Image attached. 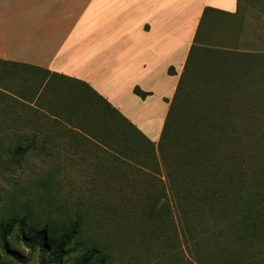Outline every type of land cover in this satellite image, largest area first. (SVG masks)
Returning a JSON list of instances; mask_svg holds the SVG:
<instances>
[{"label":"rangeland","instance_id":"374dc122","mask_svg":"<svg viewBox=\"0 0 264 264\" xmlns=\"http://www.w3.org/2000/svg\"><path fill=\"white\" fill-rule=\"evenodd\" d=\"M210 18V15L203 18L199 38L186 61L191 72L179 90L178 98L182 100L178 104V123H187L191 112L202 116L210 114L212 123L226 122L222 114L231 113L234 116L229 121L244 123V115L250 110L254 112L256 123H264V31L258 30L259 26L249 34L242 33L238 23L227 25L231 29L226 25L222 29L217 23L208 29ZM9 82L12 87L13 80ZM16 84H21L19 77L14 80ZM70 86L68 81L56 79L41 87L40 93L28 100L40 110L17 103L15 108L21 110V114L16 118L22 123L9 122L11 109L0 112V120H8L0 121L1 256H6L1 241L3 224L23 219L28 228L35 226L43 230L49 224L60 229L69 226L84 210L85 224L80 237L71 249L70 246L65 248L67 252L59 264H75L77 257L92 245L104 249L108 264H201L191 246V238L175 220L176 216L171 224H162L143 221L135 213L134 216L116 214L119 204L115 196L111 197L112 191L143 187L127 178H130L131 167L138 166L129 161L131 154L142 153L141 159H146L147 149L139 147L138 142H129L135 149L130 152L128 162L121 164L123 162L116 161L106 146L107 143L111 146L128 144L124 137L111 133L103 143L95 137L89 139L73 132V126L69 125L73 119L63 112H67L64 105L72 98L65 97ZM146 109L150 110L138 113L140 122L154 121L153 130H156L160 124V115H157L160 109L155 106ZM109 121L115 123L114 119ZM131 121L139 127L137 121ZM141 133L146 136L142 130ZM31 144L35 145V152L16 155L17 145ZM99 168L107 173L102 176L105 181L102 185L110 197L102 205L98 202L104 194L98 182ZM19 233L17 227L7 239L12 251L9 264H50L49 253L27 248ZM98 259L103 260L100 256Z\"/></svg>","mask_w":264,"mask_h":264},{"label":"trees","instance_id":"16d2710c","mask_svg":"<svg viewBox=\"0 0 264 264\" xmlns=\"http://www.w3.org/2000/svg\"><path fill=\"white\" fill-rule=\"evenodd\" d=\"M209 12L213 10L206 9L205 15ZM190 72L188 62L158 143L150 141L82 81L65 78L71 84L65 97L72 98L64 105L67 112H63L73 119L69 124L73 126L71 130L89 139L95 137L106 143L111 133L124 137L128 144L106 146L121 164L128 162L130 152L135 149L129 142H138L139 147L147 149L146 159H141L142 153L131 154L129 161L138 166L131 167L127 178L143 187L112 191L111 197L115 196L119 204L116 214L134 216L135 213L149 223L171 224L178 220L191 238L201 264H264V123H256L252 110L244 115V123L229 121L234 116L231 113L222 114L226 122L212 123L210 114L192 112L186 118L187 123H178V104L182 100L178 94ZM168 73L174 75V69L170 68ZM134 94L143 100L150 95L139 88ZM110 119L115 123H110ZM34 146L17 145L16 155L35 152ZM98 174L102 185L105 183L102 176L107 173L99 168ZM106 190L102 188L104 194L99 205L110 200ZM82 214L60 229L49 224L43 230L35 226L28 228L23 219L3 224L1 241L6 256L0 254V264H9L12 258L7 239L17 227L27 248L49 253V263L59 264L67 252L65 248L71 249L80 237L85 224L84 210ZM107 257L103 248L92 245L77 257L75 264H108Z\"/></svg>","mask_w":264,"mask_h":264},{"label":"crops","instance_id":"0c3cea01","mask_svg":"<svg viewBox=\"0 0 264 264\" xmlns=\"http://www.w3.org/2000/svg\"><path fill=\"white\" fill-rule=\"evenodd\" d=\"M206 9L208 29L264 31V0H0V112L11 109L9 122L22 123L17 103L38 109L30 96L70 78L158 143ZM136 88L150 95L143 100ZM153 106L156 130L138 116Z\"/></svg>","mask_w":264,"mask_h":264}]
</instances>
